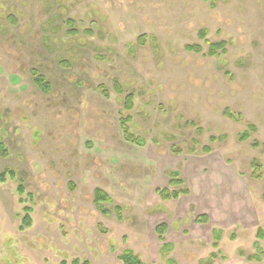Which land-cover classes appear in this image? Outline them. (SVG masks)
<instances>
[{"label":"rangeland","instance_id":"obj_1","mask_svg":"<svg viewBox=\"0 0 264 264\" xmlns=\"http://www.w3.org/2000/svg\"><path fill=\"white\" fill-rule=\"evenodd\" d=\"M221 40L225 52L207 55ZM127 115L141 146L122 136ZM0 143V172L15 171L0 181V264H117L126 247L142 257L139 221L177 213L223 225L224 254L264 250V0H0ZM158 187L188 193L163 200Z\"/></svg>","mask_w":264,"mask_h":264},{"label":"crops","instance_id":"obj_2","mask_svg":"<svg viewBox=\"0 0 264 264\" xmlns=\"http://www.w3.org/2000/svg\"><path fill=\"white\" fill-rule=\"evenodd\" d=\"M174 215L160 221L166 224V229L162 235L163 239H160L155 231V225L158 222L146 220L143 223L142 220L139 221L138 230L143 239L141 247L137 248L136 251L141 254L142 257L140 258L144 264H146V260H149L152 264H264V259L262 261L248 260L247 257L252 253L245 254L239 251L229 255L222 253L220 242L221 239H226V229L223 225H213L210 215H206L207 219L205 221H199L196 218L198 216L191 217L189 226L180 222L181 217L185 218L186 215L180 213ZM150 218L152 217L150 216ZM176 218H179L177 222L175 221ZM209 221L212 224L211 228L205 232L203 226H208ZM151 224L153 225L151 226ZM216 236H218V241H216ZM234 240L229 239L228 241L236 243L231 242ZM214 242H217V247L213 246ZM198 243H202V245ZM252 249L254 250V247ZM132 250L135 249L132 248ZM185 253H188L190 257L184 259L183 254ZM117 264L123 263L118 262Z\"/></svg>","mask_w":264,"mask_h":264},{"label":"trees","instance_id":"obj_3","mask_svg":"<svg viewBox=\"0 0 264 264\" xmlns=\"http://www.w3.org/2000/svg\"><path fill=\"white\" fill-rule=\"evenodd\" d=\"M66 24H68V32L71 34L76 33V29L74 27V21L71 19H68L66 21ZM201 37L204 38L206 35V30H201L200 31ZM208 42V41H207ZM209 48L207 50V55H214L218 53L225 52V46L226 43L225 41L221 40L219 42H208ZM185 49L187 51H195L199 52L201 51V46L198 44H190L185 46ZM30 74L32 79L33 84L40 89L44 93H48L51 90V83L49 80L46 79V77L39 72L38 69L33 68L30 70ZM98 89H100V92H102L104 95H107V92L102 89V86H99ZM117 92L122 93L121 88H117ZM133 94L128 93L124 97V109L126 110H131L133 108ZM228 110L225 111L227 113ZM131 122V116H125L120 118V129L122 136L124 140L128 143L141 146L143 145V139L140 136L135 135L133 132L130 131L129 128V123ZM249 129L253 132L255 131V126L250 124ZM249 137V132L245 131L243 132L242 136L240 137L241 139H246ZM204 149L209 152L210 148L208 146H205ZM0 155L1 156H8V150L5 147L3 143H0ZM251 165L254 167L258 166L257 163L251 162ZM259 167V166H258ZM6 175L14 178L15 177V171L12 169H6L0 172V181L3 182L6 178ZM259 173H257V176ZM169 185L170 186H179L182 185L183 180L179 177L178 172H172L171 174V179L169 180ZM18 191L20 194H22L23 191V186L20 185L18 188ZM156 194L163 200H169V199H177L181 194L183 193H188V189L185 188H168V187H163V188H156L155 190ZM93 202L97 210L102 213L105 216H110L112 213V210L110 208H107L105 205H110L113 203V200L111 196L105 192L101 188H95L93 192ZM24 216L22 218V227H27L31 224V217H30V212H31V207H24ZM113 212L118 220L122 219V207L115 205L113 208ZM206 215L203 214L201 217H198L199 221H205ZM166 229V224L164 222H160L156 225L155 231L158 234L160 239H163V233ZM258 238H263L262 237V232L260 233L261 230H258ZM218 235V234H217ZM216 241H218V236H216ZM214 247H217V242L213 243ZM117 258L123 263V264H144V262L140 259L138 255H136L131 249L125 248L121 253L117 255ZM248 260L252 261H262L264 259V250L262 249L261 245L259 244L258 240L255 241L254 243V252L247 257ZM63 264L66 262L62 261ZM72 264H89L88 261L84 260L83 262H80L78 259H75L72 261Z\"/></svg>","mask_w":264,"mask_h":264},{"label":"flooded vegetation","instance_id":"obj_4","mask_svg":"<svg viewBox=\"0 0 264 264\" xmlns=\"http://www.w3.org/2000/svg\"><path fill=\"white\" fill-rule=\"evenodd\" d=\"M118 206H120V205H118ZM120 207H122V206H120ZM122 208H123V207H122ZM122 215H123V209H122ZM205 215H206V214H205ZM104 216H105V215H104ZM106 217H107V216H106ZM122 219H123V216H122ZM122 219H121V220H122ZM117 220H118V219H117ZM121 220H118V221H121ZM158 223H160V222H158ZM158 223H157V224H158ZM164 223H165V222H164ZM157 224H156V225H157ZM156 225H155V228H156ZM126 248H128V247H126ZM124 249H125V248H124ZM124 249H123V250H124ZM129 249H130V248H129ZM123 250H122V251H123ZM131 250H132V249H131ZM122 251H121V252H122ZM132 251H133V250H132ZM121 252H120V253H121ZM118 254H119V253H118ZM118 254H117V255H118ZM136 255H137V254H136ZM117 259H118V258H117ZM140 259H141V258H140ZM141 260H142V259H141ZM62 264H63V263H62ZM65 264H66V263H65Z\"/></svg>","mask_w":264,"mask_h":264}]
</instances>
